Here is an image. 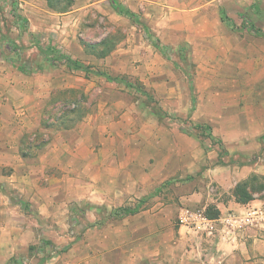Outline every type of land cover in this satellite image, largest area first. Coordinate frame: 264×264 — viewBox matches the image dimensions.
<instances>
[{
  "label": "crops",
  "instance_id": "1",
  "mask_svg": "<svg viewBox=\"0 0 264 264\" xmlns=\"http://www.w3.org/2000/svg\"><path fill=\"white\" fill-rule=\"evenodd\" d=\"M121 1L134 16L130 20L143 27L127 31L101 58L109 66L107 75L123 74L129 83L139 82L166 114H157L146 96L114 93L103 101L110 103L105 113L97 106L74 127L40 129L47 132L46 145L23 157V142H30L29 132L40 127L47 92L58 81L52 73L33 79L18 66L0 63V264L17 263L39 243L71 241L72 219L78 213L91 222L120 208L130 210L163 184L173 191L169 208L160 202L146 211L124 215L122 222L99 220L91 228L83 227L79 252L74 245L47 264H139L136 217H143L147 233L144 263L264 264V241L255 228L231 237L220 231L206 234L175 226L170 219L178 218L183 207L178 210L177 206L186 202L203 211L211 204L218 216L242 213L264 202V190H254L253 200L246 204L238 203L233 195L235 186L250 177L264 179V155H258L262 146L257 140L264 135V107H253L255 115L246 113L250 106L244 108L245 114L233 113L231 89L225 90L231 85L218 82L215 74L220 70L228 79L226 72L231 69L246 78L247 56L264 55V39L255 40L254 47L247 36L235 37L224 27L216 7L210 15L208 7L186 0ZM77 3L66 14L94 8L116 17L111 0ZM252 21L263 32L264 19L255 16ZM169 52L192 58L191 83L177 79L174 66L167 62ZM236 53L245 57L238 64L232 59L216 61L217 56ZM69 54L84 60L91 53L76 43ZM67 82L65 88H71ZM181 119L207 125L211 136L185 130ZM215 136L220 138L218 145L212 143ZM254 154L258 156L252 161ZM174 232L177 239L171 242ZM153 233L159 236V245L153 242ZM185 246L191 250L179 251Z\"/></svg>",
  "mask_w": 264,
  "mask_h": 264
},
{
  "label": "rangeland",
  "instance_id": "2",
  "mask_svg": "<svg viewBox=\"0 0 264 264\" xmlns=\"http://www.w3.org/2000/svg\"><path fill=\"white\" fill-rule=\"evenodd\" d=\"M94 1L95 0H90L91 3ZM186 1L191 5H196L198 3L199 6L208 7L207 12L210 15L212 7L218 8L221 22L225 24L224 27L227 30L229 29L235 37L247 36L249 44L252 46L254 44V47H256L255 40L264 39V36H259L255 31L250 29V25L253 24L252 19L255 16L264 19V0ZM77 4V0H0V63H6L13 67L18 66L19 69L23 68V73L33 79L40 75L47 78L48 74L52 73L58 81L55 88L50 91L47 90L49 99L41 113L40 127L37 130L29 132V139H31L30 142L28 141L29 143L34 144L35 141L36 143H41L48 138L47 132L40 130L45 129V125H49V130L74 127L83 117L91 112L94 107L98 110V106L99 110L101 109L104 113L107 110L109 111L108 106L110 103L104 104L103 101L111 97L114 93L128 96H146V101L152 104L153 110H155L157 114L161 115L164 112L161 106L153 99V94L143 91L139 82L132 81V83L135 84L134 87L126 85L125 81L129 84L126 75L119 74L117 75L118 79L116 81H111L107 80L104 76L93 75L91 73L93 71H98L107 75V73H109V66L101 59L105 56H103V53H108L119 44L127 31H133L136 28L142 30V24L135 25V22L131 21L128 16L122 14L118 15L119 13L117 10L125 8L121 0H111V7L117 12L113 14L116 16L115 18L109 14H99L94 8L66 14L69 11L75 10ZM223 16L231 19V22H224L222 20ZM23 19L27 20V24H25ZM261 25L263 26L264 23L261 22ZM257 28L261 29L259 26ZM146 35V37L149 36L147 39L151 38L149 34L146 33ZM104 38L107 40L106 43L97 47V51H92L90 47L86 48L87 52H89V54L91 53L89 58L80 60L69 54L73 52L76 43L81 45L80 42L83 41L93 45L97 44L96 41H101V39L105 40ZM70 39H73L72 43H70ZM236 56H238L237 53L232 54L231 57L217 56L216 61L221 59L222 61L219 62H226L232 59L234 64H238L241 62L240 59H245V57L241 58ZM65 58L76 60L87 66L89 68V73L85 74L83 71L67 70ZM167 59L169 60L167 62H170L174 66L176 70L175 75L178 77L177 79L191 83L190 80H193L195 65L192 62V58L184 54L179 55L174 52H169ZM247 59L248 69L246 70V78L243 77V74L239 75V71L236 72L230 69V72H226L228 79H224L222 71H215L219 80L218 82L225 81L227 85H231L226 86L225 90H227V88L231 89V98L233 100L231 106L235 114L244 113V108L248 106H250L246 111L248 114L257 112L253 110L255 106L258 108L260 107L259 109L264 107V55L260 52L259 55L254 54L252 56H247ZM112 63L114 62L112 61ZM115 64H118L117 60H115ZM252 68L256 71H252ZM236 74H238L239 77L235 76ZM67 76L71 79L69 82L65 80ZM124 79L126 80L124 81ZM27 80L29 81V79ZM66 82L68 84L70 83L72 87L69 88L70 86H66L68 88H65L64 84ZM255 99L258 100V104L257 102H255L254 105L251 104ZM81 115L82 117L78 119ZM180 122L185 126V130L188 129L192 131V129H194L193 132L200 137L207 138L211 132L208 130L207 125L201 124L202 128L200 129L195 128L191 120L181 119ZM42 123H44V125ZM231 139L234 140V137L231 136ZM219 140L220 138L215 136L212 138V143L217 144ZM257 140L262 146L258 155L262 156L264 155V135L258 137ZM256 155L257 154H254L250 159L254 161L257 159L258 155ZM237 160L241 161L242 158L239 157ZM187 179H189V177L182 178L181 180ZM252 184H264V179L258 178L257 181H253ZM160 202L163 203L164 206H168V208L170 205H173L172 203L174 202L173 191L170 188L165 189L164 184L152 191L147 197L137 200L130 209L136 210L137 214L159 205ZM183 204L184 205L178 204L177 209L179 210L181 207L194 209V207L190 206L187 202ZM207 208H211V204L204 209V214ZM171 217L170 219H172L173 225L178 226V218ZM83 218L85 217L78 213L77 216L72 219L74 227L70 235L72 236L71 241L68 240L66 244L61 243L60 245L39 243L38 246H33L28 254L21 257L17 263L11 264H47V261L51 258H61L64 256L74 245L77 247L76 252L78 253L80 249V240L83 238V232L85 231L83 227L91 228L99 220H103L109 224L115 219L121 222L124 219L123 215L118 210L104 217L100 216L99 220L95 216V219L92 221L90 220L91 222L85 221ZM135 219V240L137 241L136 254L141 257V262L139 264H147L144 263V259L142 258L145 252L143 242L147 240V233H144L143 230V217H136ZM94 235L95 234H93V237ZM176 239L177 236H175L174 232L171 242ZM152 240L159 245L157 242L159 236H157V234H152ZM156 247L159 248L158 246ZM187 249L188 251L191 250L189 247L185 246L183 249H179V251L181 250L184 252ZM165 256H167V262L165 263H168V257L170 256L169 254Z\"/></svg>",
  "mask_w": 264,
  "mask_h": 264
},
{
  "label": "built area",
  "instance_id": "3",
  "mask_svg": "<svg viewBox=\"0 0 264 264\" xmlns=\"http://www.w3.org/2000/svg\"><path fill=\"white\" fill-rule=\"evenodd\" d=\"M178 221L180 225L201 229L206 234L220 231L231 237L246 229L255 228L259 239L264 241V202L249 206L242 213L229 212L217 218H208L200 208H182Z\"/></svg>",
  "mask_w": 264,
  "mask_h": 264
},
{
  "label": "trees",
  "instance_id": "4",
  "mask_svg": "<svg viewBox=\"0 0 264 264\" xmlns=\"http://www.w3.org/2000/svg\"><path fill=\"white\" fill-rule=\"evenodd\" d=\"M117 10V9H116ZM119 14H122V15H125V16H128L130 19H132L134 16L133 14L127 10L126 8L122 9H118L117 10ZM224 22H231V19H229L228 17L226 16H223V19H222ZM23 21L25 22V24H27V20L26 19H23ZM250 29L255 31L259 36H264V33L258 29V28H255L253 24L250 25ZM106 39L105 40H102L100 42H98L97 44H89V43H86V42H83L81 41V45L84 47V49L86 50L87 47H90V49L92 51H97V47H99L100 45H103L106 43ZM87 51V50H86ZM107 53V52H106ZM105 55V53H103V56ZM102 56V55H101ZM58 58V57H57ZM65 61L67 62V69L68 70H71V71H83L85 74L89 73V68L85 65H83L82 63L76 61V60H71V59H67L65 58ZM22 72H23V68L20 69ZM93 75H101V76H104L107 78V80H111V81H116L118 79V77H111L109 75H105L104 73H100L98 71H93L91 72ZM125 84L130 86V87H134L135 84L133 83H129L127 84L126 81H125ZM82 115L79 118H81ZM68 120H72V119H68ZM44 125V123H42ZM45 129H48L49 128V125H45L44 127ZM67 128H71V127H65V129ZM195 128H202L201 125H196ZM208 136H211L210 134ZM48 141V138L46 140H44L43 142L39 143H29L28 141L27 142H23V149L21 150V155L23 157H27V156H32L34 155L38 150H40L43 146L46 145ZM257 177L256 176H252L250 177L249 179H247L246 181H243L239 184H237L233 190V195L235 197V200L238 202V203H241V204H246L248 203L249 201L253 200V197H252V194L254 190H257L259 192H261L262 190H264V184H252L253 181H257ZM118 211L121 212V214L124 216V215H128V214H135L137 211L136 210H132V209H127V208H120L118 209ZM219 212L211 207V208H207L205 210V215L208 217V218H217Z\"/></svg>",
  "mask_w": 264,
  "mask_h": 264
}]
</instances>
